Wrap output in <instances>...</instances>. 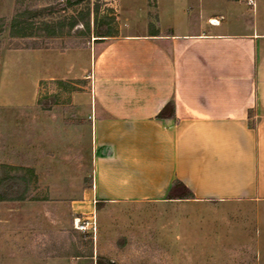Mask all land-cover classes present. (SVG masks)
Instances as JSON below:
<instances>
[{
    "label": "rangeland",
    "instance_id": "374dc122",
    "mask_svg": "<svg viewBox=\"0 0 264 264\" xmlns=\"http://www.w3.org/2000/svg\"><path fill=\"white\" fill-rule=\"evenodd\" d=\"M158 1L91 0V8L99 7L91 16L92 35L80 27L55 38L23 39L10 31L19 0H0V190L7 198L0 201V264H97L98 257L113 264H264V212L258 210H119L110 204V210L78 216L71 209L93 182V141L77 99L89 91V81L67 75L87 67L90 56L69 47L87 48L96 36H117L122 27L143 32V9L150 22L159 16L177 32L199 29L209 15L231 29L252 16L241 18L225 0H204L203 6L161 0L159 9ZM20 2L52 7L55 19L88 4L66 10V0ZM176 195L188 192L179 187ZM19 196L23 201L13 200ZM83 224L86 230L78 229Z\"/></svg>",
    "mask_w": 264,
    "mask_h": 264
},
{
    "label": "crops",
    "instance_id": "0c3cea01",
    "mask_svg": "<svg viewBox=\"0 0 264 264\" xmlns=\"http://www.w3.org/2000/svg\"><path fill=\"white\" fill-rule=\"evenodd\" d=\"M253 1L225 0L241 18L252 15L238 29L209 15L199 29L177 32L159 16L150 22L143 9V32L122 27L70 49L90 56L87 67L67 75L89 81L77 99L93 141V182L72 203L75 215L110 204L263 215L264 0ZM167 105L173 116L158 118ZM176 182L187 196L176 195Z\"/></svg>",
    "mask_w": 264,
    "mask_h": 264
},
{
    "label": "trees",
    "instance_id": "16d2710c",
    "mask_svg": "<svg viewBox=\"0 0 264 264\" xmlns=\"http://www.w3.org/2000/svg\"><path fill=\"white\" fill-rule=\"evenodd\" d=\"M83 1H87L88 4L86 6V10H83L76 15L72 16H64L63 18H54L51 13L52 7H22L20 0L19 6L17 7V11L13 16L10 23V31L13 37L30 39L34 37H40L43 35L46 38H55L58 35L62 34L64 30H68L69 32L72 30L79 29L82 27L84 34L92 35V14L98 15L99 7L98 5H94L91 8L90 1L91 0H66V10L73 8L77 5L82 4ZM96 20V18H95ZM114 35L107 33L106 35H98L95 38V42L103 41L107 38L113 37ZM81 45L75 44L70 46L69 48H79ZM42 45H31L29 49H41ZM59 83H65L64 80H59ZM173 106L167 105L162 112L158 115V118L164 119L167 118L168 115L173 116ZM175 187L184 188L182 183L176 182ZM6 196L0 190V201L6 200ZM23 196H19L13 198L14 201H23ZM113 264L108 262L107 259L103 257H98L97 264Z\"/></svg>",
    "mask_w": 264,
    "mask_h": 264
},
{
    "label": "built area",
    "instance_id": "2783aa9c",
    "mask_svg": "<svg viewBox=\"0 0 264 264\" xmlns=\"http://www.w3.org/2000/svg\"><path fill=\"white\" fill-rule=\"evenodd\" d=\"M249 4L253 5L254 4V1L253 0H249ZM78 225V224H77ZM87 226L86 225H79L78 226V229H81V230H86Z\"/></svg>",
    "mask_w": 264,
    "mask_h": 264
}]
</instances>
